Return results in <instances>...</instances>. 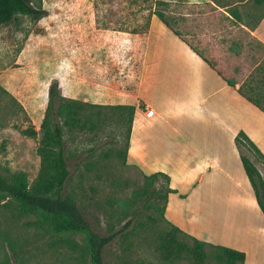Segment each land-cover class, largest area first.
<instances>
[{"label":"rangeland","instance_id":"1","mask_svg":"<svg viewBox=\"0 0 264 264\" xmlns=\"http://www.w3.org/2000/svg\"><path fill=\"white\" fill-rule=\"evenodd\" d=\"M26 1L42 13H16L0 26V173L25 171L29 184L35 180L40 125L56 81L59 99L91 104L87 114L92 126H63L70 171L63 193L76 199L97 233L116 234L103 249V264H191L188 258H162L159 234L170 226L160 204L135 197L143 186L142 171L124 163L122 155L138 104L145 27L155 0ZM213 1L238 20L215 12L211 4L171 3L164 9L174 29L239 81L243 93L257 99L264 84L257 82L255 65L264 58V45L248 27L262 15L264 2ZM196 30L206 38H198ZM258 102L264 107L262 98ZM29 126L37 130V138L20 132ZM241 153L264 177L257 155L247 146H241ZM162 182L160 176L154 185ZM201 203L192 214L196 222L205 221ZM41 217L40 211H28L13 198L0 202V264H91L81 234H53ZM216 251L206 246L208 264H224Z\"/></svg>","mask_w":264,"mask_h":264},{"label":"crops","instance_id":"2","mask_svg":"<svg viewBox=\"0 0 264 264\" xmlns=\"http://www.w3.org/2000/svg\"><path fill=\"white\" fill-rule=\"evenodd\" d=\"M166 1L211 4L215 12L232 16L213 0ZM248 28L264 45V13ZM196 36L206 38L200 30ZM235 82L230 86L152 15L145 33L126 162L145 174L169 176L173 192L164 208L166 220L200 240L243 252L242 264H264V213L235 141L243 132L264 156V111L243 96L241 83ZM259 92L257 99L264 100V91ZM149 108L155 110L153 115L147 114ZM200 200L205 221L196 222L192 214Z\"/></svg>","mask_w":264,"mask_h":264},{"label":"trees","instance_id":"3","mask_svg":"<svg viewBox=\"0 0 264 264\" xmlns=\"http://www.w3.org/2000/svg\"><path fill=\"white\" fill-rule=\"evenodd\" d=\"M254 1L257 4L264 2V0ZM170 4L171 2L166 0L154 1L153 7L149 12L145 33L150 17L155 15L174 34L184 40L230 86H234L235 80L225 69L216 65L210 56L207 57L199 48L185 39L172 27L164 9L165 6ZM16 13L38 15L42 12L32 7L26 0H0V26L13 19ZM231 15L238 18L234 12ZM255 70L260 75L258 82L264 84V58L256 66ZM57 88V82L54 81L49 89L48 106L40 125L42 134L37 146L40 163L36 178L32 184H29L28 175L25 171H17L10 176L0 173V202L10 197L20 202L28 211H40L42 214L41 220L47 222L49 230L53 234H81L91 264H103V249L116 234L113 232H108L106 235L97 233L76 199L69 193H63L64 185L70 174L66 160L63 126L70 128L92 126L93 122L89 114H87V106L90 107L91 104L76 99L63 101L59 99ZM241 94L264 111V107L260 106L257 99H253L242 92ZM131 121L132 115L129 120L125 148L122 153L124 163H126V149ZM20 132L32 138H37L38 136L37 130L31 126L20 128ZM235 141L239 148L243 168L254 190L257 203L264 213V177L255 164L241 153L240 148L241 146H247L257 155V158L263 165L264 156L243 132H239L235 136ZM160 176L164 178V182L156 187L154 183ZM142 177L143 186L135 193V197H141L142 203L160 204V212L163 217L168 194L173 192V189L169 186V176L162 172L151 174L142 172ZM149 219L153 222L155 221V217L152 215L149 216ZM163 220L170 226L169 229L163 230L159 234L158 246L163 259L181 260L188 258L191 260V264H208L206 246L210 245L217 250L215 256L218 262H223L224 264L243 263L245 258L243 252L225 246L210 244L185 233L179 227L166 220L165 217H163Z\"/></svg>","mask_w":264,"mask_h":264},{"label":"built area","instance_id":"4","mask_svg":"<svg viewBox=\"0 0 264 264\" xmlns=\"http://www.w3.org/2000/svg\"><path fill=\"white\" fill-rule=\"evenodd\" d=\"M155 113V110L153 108L147 109V114L148 115H153Z\"/></svg>","mask_w":264,"mask_h":264}]
</instances>
